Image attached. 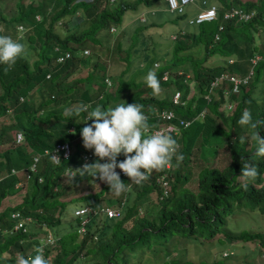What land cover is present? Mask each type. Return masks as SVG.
<instances>
[{
  "label": "trees",
  "instance_id": "obj_1",
  "mask_svg": "<svg viewBox=\"0 0 264 264\" xmlns=\"http://www.w3.org/2000/svg\"><path fill=\"white\" fill-rule=\"evenodd\" d=\"M69 2L70 0H16L15 12L8 18L0 9V35L11 36L13 39H19L23 35L20 42L26 48L25 56L18 59L10 71L5 72L6 66L0 64V142L7 141V134H10L12 139V145L0 147V202L13 189L17 180L30 182L29 189L25 191L20 202L13 207L0 209V251L12 246L20 249V255L27 257L29 255L23 252L28 247L26 245L38 243L37 236L45 237L49 232L56 238L49 246H43L44 256L52 248L55 249L48 262L50 264H72L83 248L86 255L94 259L91 264H136L142 260L139 252L144 249L159 250L166 255L168 249L165 244L171 243L174 247L178 242L180 245L193 241L196 237L209 238L218 232L242 241L257 239L264 248L263 233H232L227 227V216L240 208L264 212V157L254 155L255 148L250 139L244 144L238 142L240 136L249 137L250 133L237 123L245 109L251 110L254 119H264V0H199L202 6L215 4L219 9L217 18L199 23L195 32L184 31L181 35L175 33L171 41V56L160 63L155 71L151 68V61L156 57L161 59L160 54H156V57H146L148 59L142 62L136 59L137 54L132 55L134 40L138 39V26L130 35L126 47L116 45L114 55L125 62L118 71L112 73L106 71L108 63L100 62L95 51L85 56L81 55V48L87 45L88 40L91 44L100 42L95 33L107 23H120L127 9H136L139 4L144 7L151 5L157 13L159 0H115L112 3L107 0H79L75 5H69ZM229 5L255 11L252 17L245 21H221L222 29L218 31V38L214 39L217 22L221 18L220 10ZM74 6H80L82 17L88 19L85 27L76 24L82 19L80 17L73 20L74 25L67 24L68 13ZM96 10H99L98 14L101 15L95 17ZM150 13L154 14L152 10ZM36 14H40L39 20L35 18ZM60 16H66V19L61 21L64 26L62 34L55 33L51 27ZM176 17L180 19L183 15ZM18 23L29 26V29L18 31ZM154 24L156 22L148 20L142 28ZM57 44L70 51L64 62L53 61L56 55L53 46ZM189 47H192L190 51ZM194 51H200L201 55L196 57ZM110 53L111 51L105 54L109 56ZM131 55L134 58L130 61ZM254 55L259 56L252 64L250 59ZM184 63H188L191 77L186 75ZM77 65L86 66L85 75L69 80L62 78L71 73ZM165 68L171 69L172 72L164 81L160 80V74ZM250 68L251 73L248 74ZM150 70L155 72L160 82V90L171 87L172 91L180 92L181 99H185L188 92L186 82L192 80L196 86L195 91L183 105L174 104L169 99L170 95L166 98L159 94L153 95L144 80ZM223 71L240 76L247 73L248 76L244 82L237 85L236 91H231V82L226 79L210 86L211 79ZM47 72L48 77L45 76ZM46 81L61 88L60 92L46 90ZM88 81H92L96 86L94 90L87 85ZM32 87L39 88L38 100L28 93ZM91 100H96L97 105L103 108L115 107L122 101L126 104L143 105L150 127L158 124L155 122L156 118L150 115L151 107H169L175 114L166 122L177 126L174 132L169 133L176 135L180 154L189 152L194 144L197 148L206 146L204 149L208 151L211 150L208 145L221 146V156L224 150L225 155L222 158L219 156V166L203 168L198 172L200 174L195 189L183 187L186 178L181 176L178 170L174 171L171 191L162 200L156 198L153 203L159 206L153 210L151 217L143 215L140 204H137V200L148 197L151 191L158 190L152 179H149L139 184L131 183L136 202L132 201L124 207L118 217L108 220L105 225L96 223L91 233L97 238L86 234L77 239L74 232L67 228L58 232L50 220V215L61 210L63 205L57 197L74 187L79 179L78 176L71 181L67 175L69 179L62 182L60 172L67 165L80 164L79 151L85 150L80 130L86 126L85 118L88 114L86 111L78 117L68 119L64 116V110L75 108L71 107L73 101L78 102V107ZM224 102H233L232 109L218 110L219 105L223 108ZM202 108H205V113L202 118H196ZM7 109L14 110V113H9ZM179 117L192 120L183 126ZM16 130L24 137L23 143L14 141ZM76 135L79 137L80 147L77 145L69 157L62 156L57 144ZM259 135L264 138V128L259 130ZM55 150L61 163L52 161L50 155ZM34 155H38L35 166L36 175L42 177L39 181L35 176H24V170H28ZM122 157L123 154L118 155L117 161ZM241 158L255 163L259 172L258 177L247 189L241 186V179L237 178L240 175ZM97 159L95 157L92 163ZM173 161L176 162L175 158ZM10 169L17 172L12 173ZM120 179L124 181L122 177ZM54 185L56 189H53ZM68 185L70 187L66 188ZM101 189L94 193L81 194L79 198L88 203H98ZM128 191L125 189L119 195L116 194V199L109 202L126 199ZM153 203L148 202L143 211L149 210ZM12 209H18L19 216L10 217ZM47 212L51 213L45 215ZM20 219V225H30L31 232L28 226L27 230L16 228L10 233L1 231L2 228L13 227ZM31 233L35 236L32 241L28 239ZM25 240L29 242L23 245L21 241ZM117 255L121 258L119 263L113 259ZM11 259H6L5 264H17V260ZM130 259L132 261L128 263ZM160 260L166 261L163 257ZM169 264L194 262L177 258ZM198 264L208 263L199 261ZM210 264L220 263L213 260Z\"/></svg>",
  "mask_w": 264,
  "mask_h": 264
},
{
  "label": "clouds",
  "instance_id": "obj_2",
  "mask_svg": "<svg viewBox=\"0 0 264 264\" xmlns=\"http://www.w3.org/2000/svg\"><path fill=\"white\" fill-rule=\"evenodd\" d=\"M78 1L79 0H70L69 5H75L77 4ZM84 1L88 2L91 0H84ZM107 1L109 3L115 2V0H107ZM192 2H194V0H190L187 3H185L182 6L183 7L182 11L178 12L176 10H170L168 8L167 1L164 0L165 10H167L168 12H175L177 15H183L187 10L188 7L187 5H189ZM211 5H214L215 7V14L213 18H209V19L203 18L199 21H195L197 13H199L203 7H206V6H201V7H197V10L193 15L186 17V22L188 24H199L201 22L210 21L217 18V13L219 9H217L215 4H211ZM150 6L144 7L142 5L134 13H136L141 20H144L145 14H148L147 11H149L150 9L154 11L153 8L154 6L153 7ZM234 10H236L235 14L231 16L225 15L230 12H233ZM254 11H255L254 9L245 10L242 7L235 5H229L227 7H224L222 10H220L221 18L217 22V28H216L217 30L214 32L213 38L214 39L218 38V31L222 29L221 21L223 20H228V21L233 20L234 22L245 21L252 17ZM98 12L99 10L95 11V17L101 15L98 14ZM126 15L127 14L124 13L120 23L118 24L107 23V25L104 28L100 29L98 32L95 33L97 34V37H99L100 40V42L96 43L98 44V47L103 46L104 49H107V46L102 43L100 35L102 33H108L117 36L115 33H118L120 32L121 29H123V20L126 17ZM239 15H241V17H239ZM68 16L69 18H67L66 21L68 25L70 24V26L74 25L73 20H76V18L78 17L82 18L76 22V24L80 25V27H85L88 24V22L83 23L84 18L82 17V9L80 6L72 7L70 12L68 13ZM35 18L39 20L41 18L40 14H36ZM61 21L62 20H57L59 24L63 25ZM163 21H167L168 23L173 22L167 19L160 21V24L163 23ZM143 25L144 24L138 25L139 26L138 30H140ZM138 26H136V28ZM16 29L18 31L23 32L27 29V27L23 23H18L16 25ZM134 30L131 32V34L134 33ZM169 34H166L165 36L168 37ZM175 35L176 34L174 33L173 38L175 37ZM173 38L171 39L169 38L170 41H172ZM22 39H23V35H21L19 39H13L11 36H7V35H0V64L6 66L4 69L5 72L10 71L13 68V66L16 64L17 60L25 56L26 54L25 45L20 42V40ZM134 41L136 42V44L138 43L137 42L138 39L137 41L136 40ZM116 45L119 47V41L116 43ZM140 48L134 50V54L141 56L142 54L136 53ZM132 49H134V47ZM53 50L56 52V55L53 58V61L55 63L64 62L70 53L68 49L61 48L58 44L53 46ZM98 50L100 51L99 48ZM98 50L89 51V49L87 48H81V55L87 56L92 51H95L98 57L97 59L100 61L99 58L101 54ZM156 52H158V50H156L148 58L156 57ZM158 53L162 55L161 59H157L156 57L151 61V65H152L151 68L154 69V71L160 65V63H162L163 60L168 59L165 57L164 53L161 52ZM106 56L107 58L109 57L108 55ZM258 56L259 55L256 56L254 55V57H251L250 61L252 64L255 62V58H257ZM154 71L151 70L148 71L144 80L147 87L152 90V94L157 95L160 92V82ZM170 72H172V70L169 68L163 69L160 74V80L165 81ZM247 73L248 74L251 73V68L248 70ZM221 74H226L227 76L222 77L215 84L211 83V81H213V79H211L209 83L210 86H214L217 83H219L222 79H226L231 82V91H236L237 85L241 82H244L246 80V77L248 76V74L247 75L245 74L244 76H240L238 74L228 73L227 71H223L219 73L218 76H220ZM230 75L236 76L240 79H244V81H239L236 84H234L233 81L229 79ZM45 76L48 77L49 72H47ZM93 86L95 85L93 84ZM226 91L227 90H224V92ZM168 95H170L169 99L174 104L179 103L183 105L184 102L188 100L192 94L189 97H186L185 99H181L180 92L178 90H174L172 91L171 94ZM225 104L227 107L224 106ZM232 104L233 102H224L222 107L226 109L228 108L230 109V107H233ZM88 105H92L93 110L88 111V108L90 106H86V105H80L75 108H66L64 110V116L67 117L68 119L78 117L80 116L81 113L87 111L88 114L87 117L85 118V122L91 120L92 123L84 126L80 130V135L83 141V147L85 148V150L79 151L78 154V157L80 158V161L78 163L80 164L77 166H69V165L65 166L61 170L60 176L61 178H65L66 180L70 178L71 181L76 176H80L82 178L89 176L104 181L102 184L99 185L98 188H90L91 187L90 185L88 187L89 190H87L88 192H85V193H94L98 191L100 188H102L99 196V202L88 203L85 202V200L80 199L79 198L80 195H78L74 198L73 201L75 202L79 201L78 202L79 204H77L76 206L75 205L69 206L68 204L67 207H64L65 206L64 200L58 199V197L61 195L59 194L57 199L59 200V202L63 203L61 210L54 211L50 215L51 217L50 220L53 221V224H55L56 227L60 226L62 228H67L73 231L74 234L77 236V239L85 236L86 234L90 235L92 238H97L95 234L91 233V231H93V229L95 228L94 225L96 223L97 225H99L100 223L105 225L108 220L115 219L116 217H118L121 214V211H123L124 207H126L124 206L126 201L125 198H122V200L109 202L114 198L116 199V196H114L113 198L109 196L111 191L119 195L125 189L129 190V188H131L130 186L132 182L139 184L146 180L152 179L154 185H156L158 189L157 191L154 192L155 197L158 198L159 200H162L165 197H167L171 191V185L174 179V171L178 170L179 174H181V176H184L186 178V176L183 173H181V171L183 172L184 170H182L179 167V165L183 164V162L186 161L187 162L185 164L187 165L189 161L188 155L191 153V150L189 152H184L182 154L178 152L179 144L175 139L176 135L169 133V132H174L177 129V126L172 123L166 122V120L173 117L175 114L174 113L175 111H173L169 107H164V108H158L157 106L151 107L150 115L156 118L155 122H158V124L155 123V126L150 127L148 123L147 113H144L143 111V105L136 103L126 104L125 102L122 101L121 103L117 104L115 107L103 108L102 106L97 105L96 100H91L90 102H88ZM7 110L8 112L10 111L9 113L11 114L14 113V110L12 111L10 109ZM205 111H206L205 108H202L195 117L202 118ZM166 114L168 115L165 116ZM178 119L183 126L188 125L189 122H191L192 120L187 118L181 119L180 117ZM237 123L242 128L247 129L250 133L249 137L240 136L238 138V142L240 144H244L246 140L250 139V141L253 143V146L255 148L254 155L256 157H264V138H261V136L259 135V130L261 128H264V119H254L251 110L245 109L242 112ZM151 129L154 132H152ZM71 130L72 127L69 128V131ZM157 130H159L160 132ZM16 133L21 134L19 130H16L14 132V141L23 143L24 137L22 136V134L20 140H17ZM72 139H74V137H72L69 140H63L61 143L57 144L58 146L59 145L67 146L68 154L64 157H69L73 152V149L71 148ZM58 150H61V154H62L63 149L58 148ZM74 150H76V148ZM88 150L92 151V155L90 158L84 161L82 154ZM121 154H123L124 157H122L117 161V156ZM37 157L38 155L32 156L31 162L27 167L28 170H24L25 178L28 177L32 178L35 176L37 181L42 179L40 175H36L37 167L35 166V163L37 161ZM95 157H97L98 159L97 161L92 163ZM174 158L176 162L173 161ZM52 159H53V163H61L59 157L56 154L52 157ZM120 160L123 161L119 162ZM100 161H102V163ZM74 168L76 169L74 170ZM117 168H119L121 172H123L124 174L119 173ZM199 171H197L196 173V180L198 178V175L200 174L198 173ZM10 172L15 173L17 171L15 169H10ZM67 175H69V178ZM258 175L259 172L255 163H253L250 160H245L241 158V170L239 175L241 179V186L247 189L249 184L255 181ZM120 177H122V179L124 177H128L129 182L125 185V183L121 181ZM15 183L16 184H14L13 189L20 187V184H22L23 182L17 180ZM182 186L185 187L184 185ZM56 188L57 187L54 185L53 189ZM71 189H73V187L69 188L68 190ZM165 189H166V193H163ZM108 209L112 211L116 209L118 210L119 213L118 215H115L113 212L112 213L108 212ZM19 214L20 213L18 209L16 210L12 209L10 210L9 216L17 217L19 216ZM45 215H47V213ZM26 217L30 218L31 216L26 215ZM20 223H21V219L19 220V222L14 224L13 227L2 228L1 231H5V232L7 231L8 233H10L13 229L16 228L18 230L20 229L27 230V226L29 227V232L32 231L30 225L26 223L27 226L25 225L24 227H22ZM32 238H35L33 233L29 234L28 236V239L31 241ZM37 239H38V243L36 242L34 244L26 245L28 247L23 250V252H26L27 255L29 256L25 257L23 254L20 255L21 253L20 249L15 248V250L12 253V256L10 257L12 258L11 260L12 261L17 260V264H48L46 258L49 256V254L45 256L43 255L44 253L43 246L44 245L49 246V244H52L56 238L55 236H52L51 233L49 232V234L45 237L42 235L37 236ZM0 240H1V233H0ZM29 240H25L21 242L23 243V245H25L26 242H29ZM5 250L6 249L0 251L1 261L9 259L7 257L2 256V253ZM84 250H85L84 248L80 250L79 252L80 258L86 256ZM232 252L233 251L231 249H226V250H222L219 253V255L220 257L224 258L231 255ZM32 253L35 255H30Z\"/></svg>",
  "mask_w": 264,
  "mask_h": 264
},
{
  "label": "rangeland",
  "instance_id": "obj_3",
  "mask_svg": "<svg viewBox=\"0 0 264 264\" xmlns=\"http://www.w3.org/2000/svg\"><path fill=\"white\" fill-rule=\"evenodd\" d=\"M15 1L16 0H0V9L2 10L3 14L8 18L12 16L15 12ZM142 5L140 4L136 9L133 10H126L125 13L127 14L126 17L123 20V29L120 30V32L115 33L117 36H114V34H108V33H102L100 35L101 41L103 44L107 46V49H104L103 46L98 47V44H91L90 41H87V45L82 48H87L89 51L91 50H98L100 49V61H102L106 65V71L107 72H116L121 67V64H123L125 61L118 59L114 55V49L116 46V43L119 41V47L124 48L126 47V43L130 41V34L131 32L136 28V26L147 23L148 20L156 22V24L151 25L147 28H142L138 31V43L134 41L135 44H133L132 48V54H134V50L140 48L144 43V45L136 52L138 54H142L141 56H136L138 62H142L147 60L156 50L158 52L164 53L166 58H169L172 52L171 47L173 44L171 43L170 39L173 38V34L176 33L178 35H181L184 31H189V33L195 32L196 29L198 30V24H188L186 22V17L193 15L195 11L197 10V7H201L202 5L199 3V0H194V2L187 5V10L183 14V17L181 19H177V14L175 12H168L165 10V3L164 0H159L158 5V15L156 13L151 14L150 9L148 14H145L144 20H141L136 13H134L136 10H138ZM153 7V6H151ZM156 11V10H155ZM146 13V12H145ZM66 16H60L58 17V20H65ZM171 20L173 22L168 23L167 21H163L161 24H157L158 22L162 20ZM88 19H84L83 23H87ZM176 23V24H175ZM27 29H29V26H26ZM52 29L55 33L62 34L64 32V26L59 24L57 21L52 23ZM170 33V34H169ZM169 34L168 37L165 35ZM170 38V39H169ZM261 38H263V34L261 35ZM177 42V41H176ZM175 42V43H176ZM172 44V45H171ZM92 46V47H91ZM192 47H189L188 51H190ZM200 49V48H199ZM196 50V48H195ZM111 51L109 57L104 54L105 52ZM187 51V52H188ZM156 52V54H159ZM179 53V52H178ZM182 53V51L180 52ZM161 55V54H160ZM194 55L200 56L201 52H195ZM162 57V55H161ZM31 58V56H30ZM33 58V56H32ZM134 57L131 55L129 60L131 61ZM231 60V58H228ZM112 61V62H111ZM116 63H114V62ZM164 62V60L162 61ZM133 65V64H132ZM78 66V65H77ZM75 67L73 71L66 76H62L64 79H71L78 76L85 75L86 66L79 65L78 67ZM185 68L187 69L186 75L191 77V72L189 71V65L188 63H184ZM154 70V69H152ZM151 70V71H152ZM236 71V70H235ZM237 72V71H236ZM239 73V72H237ZM45 84L46 90H54L56 92H60L61 88L56 87L54 85L49 84L47 81ZM84 83V82H83ZM92 81H88V86L91 88V90H94V87ZM109 86V85H108ZM186 88L188 90L186 97H189L194 91L196 86L194 85L193 81H187L186 82ZM163 90V91H162ZM38 87H32L29 90V95L35 98V100L39 99L38 96ZM162 91V92H161ZM161 92V93H160ZM159 92V95L166 96L168 94L172 93L171 87H167L164 89L161 88ZM59 103H63V101H59ZM227 104V103H226ZM226 104L224 105L225 107ZM78 105V102L73 101L71 103V107H76ZM86 106H90L88 108V111L93 110L92 105H88V102L85 104ZM233 105V104H232ZM224 109L221 108L220 105L218 107V110ZM229 109V108H228ZM232 109V107H230ZM229 109V110H230ZM228 112V111H226ZM9 117V116H8ZM92 121L89 120L86 125L91 124ZM7 141L0 142V147H6L12 145V139L10 137V134H7ZM71 148L74 150L75 147L79 144V137L76 136L74 139L71 140ZM80 147V145H79ZM206 146L201 145L200 148H197L194 144L191 148V153L188 155L189 161L187 165L186 162H183V164H180L179 167L184 170L183 173L186 176V181L183 183L184 186L190 189H195L196 186V173L197 171L203 169V168H209V167H217L219 166L220 159L225 155V150L223 152V155L221 156L222 152L220 150L221 146L214 147L213 145H208L209 148H211L210 151L205 150ZM203 149V150H202ZM221 156V158L219 157ZM220 158V159H219ZM102 163V161H100ZM76 168H74L75 170ZM78 177V176H76ZM75 178V177H74ZM237 178H240V176H237ZM124 183L125 185L129 182L128 177H124ZM20 180V179H19ZM23 182V180H20ZM62 182H65V178H61ZM104 181H101L98 178L93 177H80L77 180L75 186L73 189L68 190L64 194H61L58 199L64 200V207L69 206H76L79 204V201H73L74 198L78 195H81L85 192H88V187L91 185L90 188H98L100 184H102ZM25 183V184H24ZM29 183L27 181L23 182V185L20 184V187H17L15 189H12L8 192V196L2 198L0 202V209L8 206L11 207L15 205L16 203L20 202L22 199V195L29 189ZM68 185L66 188H69ZM110 197L116 196L113 191L109 194ZM134 191L132 188H129L128 196L126 198L124 206L129 205L132 203V201L136 202L134 199ZM156 200L154 191H151L148 195V197L142 198L138 200L140 202V211L143 213V215H147L148 217H151L153 210H155L159 205L157 203H153ZM151 202L153 205L150 207L149 210L143 211L145 205ZM50 212H47V214ZM227 227L232 233L237 232H260L263 233L262 238H264V212H260L256 209L249 210L246 208H240L237 211H233L231 214L227 216ZM58 232L62 231V227L57 226L55 227ZM173 239V238H172ZM181 241V240H178ZM178 242L176 246L173 247L171 243L165 244V247L168 249V253L166 255H163L162 251L155 250L152 251V249H144L139 252V256L141 257V261H137L136 264H169L171 263V260H175L177 258L181 260H188L190 262H194V264H198L199 261L207 262L210 264L213 260L218 261L220 264H264V248L259 244V241L257 239L254 240H238V239H231L227 236H225L222 232H218L214 234L212 237L209 238H200L196 237L193 241H187L184 244H180ZM179 245V249H177ZM231 249L233 252L231 255L227 257H220L219 253L222 250ZM15 250L14 247L10 246L9 249H6L3 253V257L10 258L12 256L13 251ZM55 253V249H51L48 254L49 256L46 258V260L49 262L52 258L53 254ZM125 254V251L122 252ZM121 253V254H122ZM1 254V253H0ZM164 258L166 261L162 262L160 259ZM183 257V258H182ZM128 258H130L128 256ZM114 261L119 263L120 259L117 256H115ZM135 260V259H134ZM94 261L93 258L89 256H84L80 259V257L76 258L72 264H91ZM132 259L128 260V263H131ZM6 261L2 260L0 264H5ZM50 264V263H48Z\"/></svg>",
  "mask_w": 264,
  "mask_h": 264
},
{
  "label": "built area",
  "instance_id": "obj_4",
  "mask_svg": "<svg viewBox=\"0 0 264 264\" xmlns=\"http://www.w3.org/2000/svg\"><path fill=\"white\" fill-rule=\"evenodd\" d=\"M167 1V5H168V8L170 9V10H176V11H178V12H180V11H182V6L185 4V3H187L188 1H190V0H166ZM236 13V10H234L233 12H230V13H228V14H225V15H229V16H231V15H233V14H235ZM214 14H215V7H214V5H211V6H206V7H203L201 10H200V12L199 13H197V15H196V18H195V21H199V20H201V19H203V18H206V19H209V18H213L214 17ZM246 16V15H245ZM239 17H241V15H239ZM215 37H216V34H215ZM227 75L226 74H221L220 76H218V77H215L214 79H213V81H211V83L212 84H215L216 82H218L222 77H226ZM229 79H231L232 81H233V83L234 84H236L237 82H239V81H244V79H240V78H238V77H236V76H233V75H230L229 76ZM168 114H166L165 116H167ZM186 123V122H185ZM152 130V129H151ZM157 131H159V130H157ZM152 132H154L153 130H152ZM160 132V131H159ZM20 138H21V134H19V133H16V139L17 140H20ZM58 148H61V149H63V151H62V156H66L67 154H68V148H67V146L66 145H57V149ZM56 154V150L55 151H53L52 153H51V158L54 156ZM57 155V154H56ZM91 155H92V151L91 150H88V151H85V153H83L82 154V157H83V160L85 161V160H87L88 158H90L91 157ZM58 156V155H57ZM124 160V159H123ZM123 160H120L119 162H121V161H123ZM52 161H53V159H52ZM118 169V171H119V173H123V172H121V170L119 169V168H117ZM124 174V173H123ZM163 193H166V189L163 191ZM108 212H110V213H114L115 215H118V210H116V209H114L113 211L112 210H110V209H108Z\"/></svg>",
  "mask_w": 264,
  "mask_h": 264
},
{
  "label": "crops",
  "instance_id": "obj_5",
  "mask_svg": "<svg viewBox=\"0 0 264 264\" xmlns=\"http://www.w3.org/2000/svg\"><path fill=\"white\" fill-rule=\"evenodd\" d=\"M155 9V7H153ZM159 7H157L156 9L158 10ZM153 13H156V11L154 10ZM157 16H161V15H158V13H156ZM137 204L139 205L140 202L137 200Z\"/></svg>",
  "mask_w": 264,
  "mask_h": 264
}]
</instances>
